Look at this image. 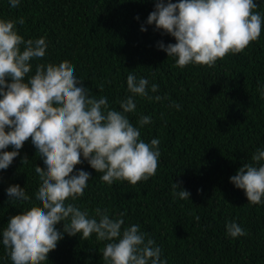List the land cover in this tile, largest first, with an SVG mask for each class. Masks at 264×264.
<instances>
[{"label":"trees","instance_id":"obj_1","mask_svg":"<svg viewBox=\"0 0 264 264\" xmlns=\"http://www.w3.org/2000/svg\"><path fill=\"white\" fill-rule=\"evenodd\" d=\"M254 2L264 17V0ZM154 4L155 0H20L11 8L9 0H0V18H24L23 25L16 24L17 34L25 40H46V55L30 61L28 76L37 64L69 61L89 95L106 97L109 107L117 110L118 101L130 95L129 73L148 79L149 89L153 83L159 85L149 96L159 95L160 101L136 97V111L127 114L133 125L141 115L152 121L140 132L145 142L160 141L156 174L135 185H108L100 180L102 173L84 161L74 172H88V185L83 196L66 203L88 210L90 216L97 207L107 209L114 219L124 213L123 227L139 224L146 238L161 248L166 264H264V203L249 204L244 191L229 182L239 167L251 162L257 148L264 150V98L258 91L264 85V25L256 41L217 60L215 66L180 68L157 46L174 44L175 39L146 23ZM174 104L179 109L169 106ZM24 157L27 163H21ZM35 166L44 164L29 138L12 164L0 170V233L11 216L39 204ZM173 183L190 193L189 200L173 197ZM13 185L24 188L30 201L9 200L6 189ZM232 221L247 234L227 236L225 224ZM56 227L62 230V223ZM105 243L97 242L95 234L81 240L80 234L65 233L44 264H104ZM0 264H12L2 236Z\"/></svg>","mask_w":264,"mask_h":264},{"label":"clouds","instance_id":"obj_2","mask_svg":"<svg viewBox=\"0 0 264 264\" xmlns=\"http://www.w3.org/2000/svg\"><path fill=\"white\" fill-rule=\"evenodd\" d=\"M9 3L17 8L20 0ZM257 8L254 0H155L146 23L175 39L174 44L157 45L167 57L175 58L174 66L213 67L217 60L242 52L260 37L264 17ZM24 22L23 17L18 21L0 18V170L12 164L29 138L44 167L35 166L39 204L11 216L0 233L12 264H44L65 233L80 234L81 240L95 234L97 242H106L104 264H166L161 248L146 238L139 224L123 227L124 213L114 219L107 209L97 207L90 216L88 210L66 203L83 196L88 185V172H74L84 161L102 173L100 180L108 185L115 181L135 185L156 174L160 141L145 142L140 132L152 121L141 115L133 125L127 114L136 111V97L160 101L159 95L149 96V90L156 93L159 85L153 83L149 89L148 79L129 73L130 95L118 101L117 110L109 107L106 97L89 95L69 61L37 64L35 73L28 76L30 61L45 57L47 43L44 37L25 40L17 34L16 24ZM258 91L264 98V85ZM9 146L14 150L6 151ZM27 162V157L21 161ZM229 182L244 191L249 204L264 203V150L257 148L251 162L239 167ZM172 188L174 198L189 200L190 193L178 183ZM6 193L9 200L30 201L19 185L9 186ZM61 223L58 230L56 225ZM225 229L231 238L247 234L235 221L226 222Z\"/></svg>","mask_w":264,"mask_h":264}]
</instances>
